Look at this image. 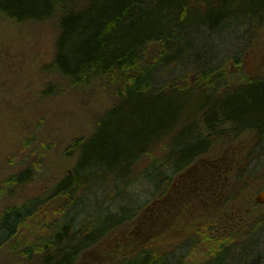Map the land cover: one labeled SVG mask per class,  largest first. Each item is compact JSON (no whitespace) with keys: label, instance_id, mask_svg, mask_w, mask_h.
<instances>
[{"label":"trees","instance_id":"16d2710c","mask_svg":"<svg viewBox=\"0 0 264 264\" xmlns=\"http://www.w3.org/2000/svg\"><path fill=\"white\" fill-rule=\"evenodd\" d=\"M1 18L18 24L54 20L59 33L49 70L76 88L105 83L115 91L117 102L101 116L90 137L71 142L67 154H77V162L50 195L2 213L0 249L13 243L29 261L37 253L39 264H78L82 253L130 219L127 208H116L118 212L104 215L95 212L87 223V217H82L83 191L101 183L113 186L121 196L134 184L140 161L161 141L173 148L167 147L163 164L154 167L153 174L143 171L141 181L147 176L154 184L160 168L179 175L215 145V139L223 142L226 131L236 135L247 130L254 140L264 139V77H246L233 89L228 86L232 74L224 63L208 69L202 66L164 85L154 79L157 67L173 51L190 66L201 63L204 55L197 53L199 39L193 40L192 33L203 38L219 28L264 25V0H0ZM241 62H236L240 69ZM197 114H203L204 128L195 127ZM39 170L37 163L3 184L9 191L22 187ZM167 176L173 178L164 174L161 187L168 185ZM165 192L164 186L160 198ZM256 214L255 221L262 217ZM26 232H37L40 238L26 245L20 236ZM212 240L216 241L211 245L217 254L215 264H228L232 243L218 237L211 242L203 239L213 244ZM119 259L115 264H166V258L155 259L145 251ZM105 262L111 261L106 258Z\"/></svg>","mask_w":264,"mask_h":264},{"label":"rangeland","instance_id":"374dc122","mask_svg":"<svg viewBox=\"0 0 264 264\" xmlns=\"http://www.w3.org/2000/svg\"><path fill=\"white\" fill-rule=\"evenodd\" d=\"M225 28L203 38L192 33L193 40L199 39L195 42L197 53L204 55L201 63L190 66L173 51L168 60L157 67L156 84L164 85L182 74H193L203 69L202 66L208 69L224 63L232 74L227 83L233 89L246 77H264V25L244 24L236 30ZM58 33L54 20L18 24L0 19V216L9 207L50 195L55 184L67 176L77 162V154H67L71 142L90 137L101 116L117 102L115 91L105 83L76 88L68 79L49 70ZM234 57L239 60H233ZM240 60L242 69L236 64ZM203 117V114L194 116V121L198 118L194 122L196 128H204ZM225 134L223 142L215 139L213 145L214 158L222 159L230 168L228 177L217 183L216 192H220L218 198L221 199L207 200L212 193L204 191L202 195L200 187H206L207 183L199 182L194 199L189 196L183 202V189L179 185L166 196L168 199L172 196V202L162 200L161 190L164 186L168 190L178 176L168 168L166 172L160 168L154 184L147 176L141 181L143 171L153 174L154 167H160L169 148H173L162 141L140 161L133 176L134 184L121 196L113 186L104 187L101 183L83 191L80 195L82 217H87V223L95 212L104 215L118 212L116 208H127L130 219L107 233L94 248L82 253L78 264H107L106 258L111 261L108 264H115L121 261L119 257L123 254L139 256L142 251L151 253L155 259L166 258V264H215L217 254L211 245H216V241L212 240L213 244L209 241L216 238L217 230L224 231L225 218L234 217V212L239 213L237 217L242 224L235 230L238 236L230 235L227 236L230 240H223L232 243L226 263L264 264V207L258 209L262 217L256 221L244 216L250 206L251 213L257 211L253 202L264 191V139L254 140V134L247 130L236 135L227 131ZM232 157L240 159L231 162ZM37 163L40 170L30 183L11 191L5 188L3 183L10 176ZM164 174L173 178L167 176L169 186L161 187ZM154 193L159 194L158 198ZM236 223L234 219L228 225ZM20 236L26 240V245L40 238L37 232ZM204 238L209 241H203ZM123 249H126L124 253ZM36 254L30 261L23 259L20 249L8 243L0 249V264H39Z\"/></svg>","mask_w":264,"mask_h":264},{"label":"flooded vegetation","instance_id":"af4514ba","mask_svg":"<svg viewBox=\"0 0 264 264\" xmlns=\"http://www.w3.org/2000/svg\"><path fill=\"white\" fill-rule=\"evenodd\" d=\"M213 149H214V146H212L207 152L205 151L204 153L198 155L195 158V160L188 167H186L184 171H182L178 175L177 181L168 190H166L167 192L163 194L162 200L168 199L166 196L169 192H171L170 190L173 187L175 188L176 186H179V185H180L181 190L183 189V191L181 192V199L183 200V202L189 196H191L189 199H192V198L194 199L197 197V196L194 197V195H195V190H197L199 187L198 185L199 182H201L202 184L207 183L206 187H200V188H203L202 195L205 194L204 191H206L207 193H210V192L212 193V195L210 194L211 196L209 195L210 197L207 198V200L218 198L220 192H216V190L219 187L217 186V183L220 182L221 179H225V177L226 178L228 177V172L230 171V168H227L228 166H226V164L223 163L222 159L214 158L215 156L213 154L214 152H216V150H213ZM210 156L212 157L210 158ZM239 159L240 157L239 158L232 157L231 162L239 160ZM200 179H203V180H200ZM211 181H212V185H209ZM177 191L178 189L176 190L175 194H177ZM263 192L264 191H261L255 197V200L253 202L254 203L253 206L255 207V209H257V211L254 209V211L256 212L251 213V210H253V208L250 206L246 208V213H244V216L245 215L250 216L252 219L258 216V214L256 213H258V209H260L261 207H264V204L259 203L257 199H258V196ZM171 198L172 196L169 197L168 199L170 200V202H172ZM221 198L222 197L218 199H221ZM233 215L234 217L225 218L224 220L225 227H223L224 228L223 232H221L220 229L217 230L218 238L230 240L227 236H230V235H232L233 237L238 236L239 233L236 232L235 230H237L242 223L240 221V218L237 217L239 216V213L234 212ZM234 219L237 220L236 225L229 226L228 222Z\"/></svg>","mask_w":264,"mask_h":264},{"label":"water","instance_id":"95a60500","mask_svg":"<svg viewBox=\"0 0 264 264\" xmlns=\"http://www.w3.org/2000/svg\"><path fill=\"white\" fill-rule=\"evenodd\" d=\"M257 200L259 203L264 204V192L258 196Z\"/></svg>","mask_w":264,"mask_h":264}]
</instances>
